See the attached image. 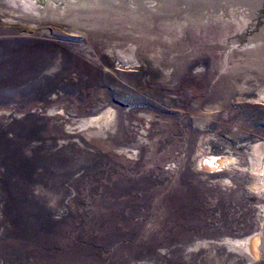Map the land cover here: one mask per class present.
<instances>
[{"label": "rangeland", "instance_id": "374dc122", "mask_svg": "<svg viewBox=\"0 0 264 264\" xmlns=\"http://www.w3.org/2000/svg\"><path fill=\"white\" fill-rule=\"evenodd\" d=\"M76 1L0 0V264H264V174L247 188L264 35L245 8L104 0L154 14L149 26L91 6L71 21ZM108 107L105 150L86 128ZM253 234L248 263L233 244Z\"/></svg>", "mask_w": 264, "mask_h": 264}, {"label": "bare ground", "instance_id": "6f19581e", "mask_svg": "<svg viewBox=\"0 0 264 264\" xmlns=\"http://www.w3.org/2000/svg\"><path fill=\"white\" fill-rule=\"evenodd\" d=\"M42 1L45 3L46 0H42ZM134 1L136 3H143L144 1L147 0H134ZM153 1L156 2V5L149 7V10L156 12L160 11V13H165L167 11V8L172 7L178 2L180 4H183L187 9H198V10H193V12L196 11L195 13L197 14H200L203 9H207V10L211 9L213 10V12H218L221 9L224 11H228L229 8L231 7L245 8L243 13L240 14L243 17V20H247L248 22H250L247 23L246 25L247 30L251 33L264 35V0H153ZM82 6L110 8L113 10H117L119 12L128 13L133 17H137L143 21L145 20L149 26H151L152 23L157 19L156 18L157 16H155L154 14L150 15L142 12L141 10L138 11L134 8H126V6H121L117 4L115 5L110 1H104V0H77L76 2L73 3H67L65 8L63 9H66V11H68L67 18L71 21L79 22V21H84L85 19H88L90 17H94L95 12H83L80 10L79 11L71 10L74 9V7L80 8ZM41 13L39 14L46 15V17L53 16L56 19H60L55 16V15L59 16L60 13L54 14V11L50 12L48 8L42 9ZM8 21H12V19H8ZM47 32H51V31L47 30ZM154 52L156 53L157 56L158 54H161L158 50H155ZM117 53H120L124 59L135 61L133 51L127 53L119 50ZM156 55H154L155 63L158 62L157 61L158 58H156L157 57ZM19 60L22 61V63L21 65H18V67L22 66L25 69H28V67H30L29 58L28 59L22 58V60L21 59ZM261 95L264 97V93L263 94L261 93ZM89 120L90 121L88 127L86 128V137L89 140L96 139L98 140L99 143L104 142L106 145L105 150H109L111 146L113 147L114 145L113 142L111 143V141L107 139V136L111 134L112 130L115 127L113 109L108 107L105 110L101 111L96 116L90 117ZM221 163L227 165V163L229 164L230 162L228 160H223L221 161ZM219 164H220V159L212 156V159L207 160L203 165L210 168H218L220 166ZM263 174H264V144L262 142H255L253 143L250 150L249 168H248L249 181L247 183V188L251 192L255 194H259L260 189L263 187ZM255 236H257V234H253L251 237L249 236L250 238L249 237L248 239L245 238V240L241 242L238 241V243L233 244L235 247L239 248L247 255L248 263L254 261V259L258 257L259 251H261V249H259L255 244V239H256Z\"/></svg>", "mask_w": 264, "mask_h": 264}]
</instances>
